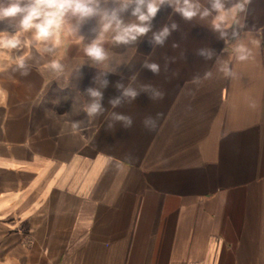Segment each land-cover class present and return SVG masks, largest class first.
<instances>
[{
    "label": "crops",
    "instance_id": "1",
    "mask_svg": "<svg viewBox=\"0 0 264 264\" xmlns=\"http://www.w3.org/2000/svg\"><path fill=\"white\" fill-rule=\"evenodd\" d=\"M222 2L244 7L227 14L223 38L216 13L189 21L165 6L134 42L104 32L103 61L85 51L101 35L99 16L69 14L50 52L52 39L31 31L21 35L30 47L4 50L0 264H264V0ZM122 19L137 22L130 12ZM165 26L157 45L153 33ZM117 84L139 95L130 101ZM145 85L164 98L152 100ZM90 88L103 97L92 117ZM158 113L156 129H145Z\"/></svg>",
    "mask_w": 264,
    "mask_h": 264
},
{
    "label": "clouds",
    "instance_id": "2",
    "mask_svg": "<svg viewBox=\"0 0 264 264\" xmlns=\"http://www.w3.org/2000/svg\"><path fill=\"white\" fill-rule=\"evenodd\" d=\"M105 3L108 0H104ZM247 2V0H246ZM111 3L118 5V7L102 8V0H0V24L6 22H13L10 25L15 30L10 32L7 26L0 29V56H6L4 50H18L21 48H28L32 41L29 39H21L24 33L32 32L33 38L37 42H46L52 39L51 47H46L43 50L46 52L52 51L60 44L58 30L64 23L65 18L71 16L78 18L83 22L89 18L99 16L102 22L101 35L97 40L88 46L85 51L86 54L94 61H103L106 59V53L100 45V39L104 32L110 29L115 30L114 40L118 43L128 44L134 42L138 37L147 34L152 27V21L157 14L165 6L172 8L185 20H192L199 16L201 19L216 13V21L214 23L215 30L219 31L221 38L224 37L225 32L221 30V24L226 21L229 12L236 10L243 11V4H236L232 8H226L222 0H210L211 7L204 8L201 11V4L199 0H111ZM136 18L135 23L125 24L122 19V14L129 13ZM176 24L171 25V29L175 30ZM170 35L169 27H163L158 33H153V42L157 45H163L166 38ZM241 53L238 56L239 60H245L246 49L243 46L238 48ZM201 55H206L210 58V53L201 51ZM28 53L17 58L19 67H24V60ZM50 67L59 69L61 65L58 61H52ZM144 67L148 68L153 74H159L160 66L156 63H145ZM222 71L228 74V69L225 66ZM210 76V73L205 74V78ZM193 83H199V78H193ZM107 80L104 85L107 86ZM117 88H123L122 96L128 98L130 101L135 100L139 92L134 88H124L122 84H117ZM143 91L150 93L152 100H162L165 93L153 88L151 85H145ZM88 92L95 98L94 102L86 107L87 114L92 117L103 111L100 101L102 100V93L94 89H88ZM113 107L121 103V97H116L110 100ZM255 107V105H253ZM159 113L156 117L148 116L142 121L145 129L154 131L157 127ZM114 119L123 122V127L130 129L134 121L132 117L120 114H113ZM111 127V125H109Z\"/></svg>",
    "mask_w": 264,
    "mask_h": 264
}]
</instances>
